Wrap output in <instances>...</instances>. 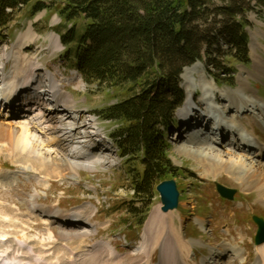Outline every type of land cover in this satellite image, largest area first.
Masks as SVG:
<instances>
[{
  "label": "rangeland",
  "instance_id": "rangeland-1",
  "mask_svg": "<svg viewBox=\"0 0 264 264\" xmlns=\"http://www.w3.org/2000/svg\"><path fill=\"white\" fill-rule=\"evenodd\" d=\"M37 1H42L47 6L33 13L31 7ZM212 1L216 5L227 3L226 0ZM252 3L254 4L253 10L248 13V19H250L251 22L249 25V28L252 30L251 36L255 38L254 40L252 38L253 43L251 41L250 45V57L252 62L249 65L239 64L229 55L228 45L223 40L220 41L218 46L213 47V51L210 52V54L217 59V62L221 63V66L232 69L230 73H233L231 75L229 74V76L234 77V85L230 87L225 85L226 83L218 87L215 85L209 74H206L207 72H205V69L209 73H213L217 70L212 68L208 63L209 58L205 53V55H202V62L194 63L197 65L201 63L203 64L202 66H204L201 72L202 77L200 78L201 86H198L197 90L198 96L196 98L199 100L196 104L203 106L201 103L204 93L203 85L207 84L208 87L217 93V101H219L220 106H222L221 104L226 102L225 90H234L233 92H235L239 88V78H246L247 76H249L247 79L251 88L258 97L262 96L264 100V70L258 67V63L264 64V9H260L255 6L254 2ZM59 5L60 3L54 2L53 0H31L28 6H22L16 10L13 15V20L10 23L0 28V68L2 67L0 77L2 78L3 73L5 76L13 71V54L18 50L17 40L19 37H25L27 31L31 29V31L38 36V38L34 40L37 46L42 45V47L49 48V50L43 51L37 59V57L33 55L37 50H35L34 47L36 44L31 45L29 49H25L28 43L31 42L27 40V44L23 48V54L27 55L28 58L25 59L23 63L28 65L29 57L35 56L37 62L38 60L39 62L34 69V73H39L40 70H49L54 73L57 78H55L56 81L58 80L57 82L61 83H59L60 89L63 92L67 91L66 93L71 95L72 99L75 101V105L80 111L78 115H81V117H76V119H62L60 113H53L52 116H46V119L51 123V127L47 128V131L41 132L43 131V125L39 127L35 125L34 129H30L33 131L38 130L37 132H40L41 138L45 141L54 137L55 140L51 142L50 146L53 145L56 147V151H52V155L60 158L62 153L69 154L72 160H76L81 164L83 163L84 166L68 168L63 171L64 175L62 176V174L56 175V173L53 172L56 169L62 171L61 165L53 164L51 167L53 171L49 173L50 176L48 177L46 174L44 177V171L41 175L36 170L29 167L30 162L26 164L25 162L27 161L22 160L25 155L29 160L34 159V153L26 151V154H23L24 152H20L19 154L16 149H10V151H8L0 148V171L6 175L2 176V173H0V217L6 216V218L8 217L11 220L6 221L7 223L2 220L0 221V233L5 232L7 236L5 245L0 248L4 250L9 243L10 247L14 246V239L24 234L29 244L35 247V249H42L41 251L45 252L46 259L47 261L49 260L47 263L49 264H71L72 259V264H99L93 261L96 254L95 252L100 251V247H97V244L100 242H107L112 248V256H116L115 262H112V264H125L127 258L139 255L137 253H139L138 251L144 238L143 231L145 232L147 228L152 212L158 207L160 210L159 195L155 187H153L152 193L147 201L142 202L140 201V197L137 198L133 195L132 186L134 177L131 175L133 173L131 172L129 176L127 175V167L122 163L121 158L115 151L116 148L112 145L109 136L110 132L117 126V123L105 120L99 115V112H101L105 106L115 103L121 98V95L117 93L114 94L113 91L108 92L105 88H99L96 84H88L82 78H73L75 76L74 68L69 67L65 63V59L58 56L65 46L59 38V43H54L50 35L54 34L51 33L54 30L63 33L65 21L61 24H55L53 28L49 26V24H53L54 17L60 18ZM219 18L220 16L217 17V19ZM209 19H211V17ZM54 20L56 21L57 19ZM71 22L75 23L76 27H81L83 25L81 18ZM69 24L71 25V23ZM254 44L258 45V47H255ZM204 51L206 52L207 49H204ZM254 52L259 54L262 58L259 55L254 56ZM30 73L31 71L24 75L28 76ZM219 75L224 77L223 73ZM41 82V85L45 84L44 81ZM180 84L186 94V91H188L190 87L189 83L186 84V81L180 77ZM227 104L228 103L223 105L222 108H224L226 112L232 113L234 110H231L229 107L228 109L226 107ZM27 108H29L28 104L24 106L23 112L20 111V113L17 114H9L7 112L5 114L2 112L3 110H0V120H4V116L8 117L10 118L11 124L18 128L20 122L31 119V115L38 112L33 108V113L31 112L32 114L27 116L29 112ZM190 108L191 106L188 109ZM229 110L231 111L229 112ZM248 112L249 113H246L244 116L238 117V119L234 117L231 118V115L226 114V119L233 120L232 123H235L236 129H238L239 126L243 131L245 130L248 133H252L251 136L257 137L253 135L257 134L262 138L264 143V135L261 134L264 128L262 127L264 122H262L261 118H259L261 122L256 120L255 113ZM196 114L200 116L199 111H194L193 117H195ZM88 119L95 122L97 121L98 126L106 135V139L102 141V143L106 144L108 146L107 148L99 144H94L92 147H89V144L83 141L85 139L84 133L89 130L88 124L85 125ZM259 123L262 124L260 125ZM99 127H97L98 134H100ZM220 130L221 132L226 130L224 133L226 134L225 138H227V144L232 142V138L234 141L239 138V129L237 134L235 133V138L233 135L228 134V126L221 127ZM207 132H210V130H207ZM181 136L182 134H171L169 137L166 136L167 142L171 145L167 151V155L174 165L179 167V171L174 174V176L170 175L165 179L173 178L183 194L179 207L174 211L169 210L168 212L173 214L174 228H177V230L181 232L183 238L186 237V239L184 238L185 241L193 243L191 244L192 248H190L188 257L187 251L184 250L180 252V254H174L175 258L177 261L179 259V263L181 264H203L202 258L205 255L208 258L212 257L215 261L218 259L216 256L213 257L210 254L209 249L211 247L213 249H218L220 244L231 243L229 244L231 247H240L239 249L242 253L250 254L245 264H254L258 255L260 257L264 256L262 252L264 251V244L258 245V247L253 244L252 236L256 231V225L250 221L249 217L252 212L264 216V202L258 199L256 190L245 189L239 184L237 179H232V176L235 177L233 173L229 175L222 170L208 172L210 168L208 167V169L206 167V163L203 165V162L197 157L198 155H196V153L187 152L179 154V148L186 145L189 147L193 146L195 147L194 149L211 146L215 147L217 150H224V143L221 145L212 143V141L217 139L216 135L213 134L208 138L205 137V141L198 138L197 140H199L198 142L200 143L197 144L192 142L189 137L182 139ZM239 142L235 141L232 145L239 144ZM250 144L254 145V148L256 147V143ZM37 145L39 147V142ZM254 150L258 151L257 149ZM105 153H108V155ZM87 156H89L92 161H95L94 167L88 168L86 166L88 164ZM89 157L88 159H90ZM260 159L261 164L264 165V150L263 153H261ZM200 166L205 168L207 176L202 177L200 175ZM42 177L45 179L43 183L41 179H39L40 182L38 180V178ZM215 182L234 188L236 190L234 199L236 200L225 203L226 201L217 195L218 193L214 186ZM33 194L36 195L35 198L40 207H38V210L29 211L26 200L31 198ZM209 199L214 201L211 205H207L206 203ZM205 204L207 206H205ZM132 206L134 209H138L139 212L147 211L148 213L145 222L135 227L126 225L131 219L129 217L131 212L128 209ZM50 207H54L55 212H49L48 209ZM43 208L45 210H42ZM56 213H64V216H58ZM72 213L78 214V216L74 215V217ZM160 213L164 212L160 210ZM58 217L60 219L79 218L87 222L89 226H86V229L89 231V234L72 236L74 232L84 231L86 229L82 227H67L66 230L70 235H68L66 239L54 238L49 232L61 227L58 222ZM205 217L211 218V221H208ZM81 225H83V227L85 226L83 223ZM180 225H183V234ZM62 227L66 228V226ZM227 227H230L232 230L230 236L224 232ZM194 228H197L199 231V236L196 235L197 232H195L194 235H190L193 233ZM157 231L158 229L156 226L151 232V237H154ZM223 233L226 235H223ZM164 235L165 236L161 238L163 242H169V237H173L171 233H165ZM196 240L199 241L200 244H196ZM226 247L228 248L223 252L218 249L216 253L212 251V254L223 255L226 250L230 249L229 246ZM198 250L201 252L198 253ZM93 251L95 252L93 253ZM162 251L161 245L157 244L154 247L151 246L148 261L139 259L136 264H169L168 262H161L163 259ZM235 251L238 252L239 250L233 249V251H228L221 256L218 261L223 264H241V259L239 258L240 251L238 252V258L235 257V261L230 263L226 262L229 259L228 255L232 252L235 255ZM196 252L198 255H196ZM55 257L59 259L57 260ZM100 257L104 258L101 255Z\"/></svg>",
  "mask_w": 264,
  "mask_h": 264
},
{
  "label": "trees",
  "instance_id": "trees-1",
  "mask_svg": "<svg viewBox=\"0 0 264 264\" xmlns=\"http://www.w3.org/2000/svg\"><path fill=\"white\" fill-rule=\"evenodd\" d=\"M30 1L0 0V28ZM53 1L60 3L64 20L83 21L61 35L68 62L88 84L121 95L99 114L117 123L110 137L133 173V195L147 201L154 184L179 171L167 156L163 129L173 123L183 99L182 69L206 53L217 70L210 73L215 82L233 85L232 69L210 52L223 40L232 59L248 64L247 13L252 2L264 6V0H226L222 5L212 0ZM46 6L37 1L31 11ZM129 210L134 222H143L145 211Z\"/></svg>",
  "mask_w": 264,
  "mask_h": 264
},
{
  "label": "bare ground",
  "instance_id": "bare-ground-1",
  "mask_svg": "<svg viewBox=\"0 0 264 264\" xmlns=\"http://www.w3.org/2000/svg\"><path fill=\"white\" fill-rule=\"evenodd\" d=\"M50 37L54 43L57 44L59 43L57 35L51 34ZM20 38L21 37H19V39L17 40L18 50L13 54L14 56L13 71L5 76L3 73V76L1 78L2 84H0L1 86L0 98L5 100L10 99V97L14 95L18 91V89L23 88L28 84H32V82H33L32 89H36V87L34 86L37 80L32 79V76L34 73L33 71L37 66L38 62L36 60V57L32 56L29 57L28 65L23 63V61H25V59L28 58L27 55L23 54V48L26 46L27 40L34 41L38 38V36L33 31H31V29H29L25 34V37H22L21 39ZM254 39L255 38H253V40ZM193 64L191 66L185 67L182 71L183 76L181 75V77L186 81V84L189 83L190 87L188 89H192V90H194L198 86H201L200 78L202 77L201 72L203 71V66H202L203 64L201 63L200 65L197 64L193 65ZM263 65L264 64L258 63V67L261 70H264ZM0 71H2V69ZM30 71L31 73L28 76L24 75ZM42 75L47 76L46 77L47 79L45 81L44 86L39 88V91H41L39 93L40 97L34 100L33 102H31L30 104H28L29 108H27L28 110L26 109L27 111L30 112L27 113V116L33 113V108H35V110H37L38 112L31 115V119L29 120L26 119L20 122L19 123L20 126L18 125L19 126L18 128L14 127V125L11 124V121L9 120L10 118L4 116V120H0V148H3L4 150H8V151H10V149L11 150L16 149L18 150L19 154L20 152H24L23 154H26L25 153L26 151L30 153H34L35 154L34 159L29 160V158H27L25 155L23 156L22 160L23 161L26 160L27 161L25 162L26 164L30 162L29 167H31L33 170H36L41 175L44 171L45 172L43 173L44 177L46 174H47L46 176L48 177L50 176L49 173H52L53 171V169L51 168L53 164L61 165L62 171L56 169L53 172H55L56 175L62 174L63 176L64 170H67L68 168L82 167L84 166L83 163L81 164L76 160H72L69 157V154H65V153H62V156L60 158L55 157L54 155H52L53 153L52 151H56V147H54L53 145L50 146L51 142H54L55 140L54 137H51L50 139L45 141L41 138L40 132H37L38 130L33 131L30 128L34 129L35 125H37L38 127L43 125L42 127L43 131L41 132L47 131L48 130L47 128L51 127V123L46 119V116H52L53 113H60L62 119L74 118L70 112H73V114L77 113V110L75 109L76 105L71 95H69L66 92H63L60 89V84L56 81L55 75L50 74L49 71H44ZM247 77L239 78L238 81L239 88L235 92H233L234 90H231L232 92L225 90L226 103L229 104L228 107L231 110H234V113L231 118L234 117L238 119L240 112L250 111L252 113H255L256 120L261 122L262 119L263 122L264 100L258 97L257 94L254 92V90L251 88ZM203 89H204V93L202 95L201 103L207 109L208 113L212 115L216 114V116L219 117L221 122L222 121L228 122L229 124L227 125L228 126L227 131L229 132L228 134L231 135V133L234 130L235 131L237 130L238 132L235 123L234 122L232 123L233 120L226 119L227 116L224 114L225 110L220 106L219 101H217L218 98L217 93L213 89L208 87L207 84L203 85ZM1 109L2 106L0 105V110ZM259 118L261 119L259 120ZM91 119H88L87 122V124L90 125L89 128H91L90 132H95L97 134L98 133V129L96 127L97 123L95 121H92L93 119L92 120ZM252 137H253L252 140L251 139L245 140L244 141L245 143L241 140V143L243 144V146H245L248 143L249 144L255 143L256 141L258 143V148H257L258 151L254 150L253 148L244 149L239 144L232 145V143H235V141H239V139L238 140L236 139L234 141V139L232 138L231 140L232 142L229 144H225L224 145L225 149L222 151L217 150L215 149V147H211V146L200 147V148L198 147V149H194L195 147L193 146L189 147L186 145V146H181L179 148V154L181 153L183 154L187 152L189 153L192 152L194 154L196 153V155H198L197 157L201 159V162H203V165H205L206 163L207 164L206 167L210 168L208 172L210 171L215 172L216 170L218 171L222 170L224 172H227L229 175L230 173H233L235 177L232 176V179H237L239 184L245 189L256 190L258 199L264 202V165L261 164L260 161L261 153H263L264 149L261 146V143H259L258 138L254 136ZM190 140L196 144L200 143L198 142L199 140L194 138L193 135L190 136ZM38 142H39V147L37 145ZM88 157L89 156H87L88 164L86 166L88 168H92L95 166V161H92L90 157H89L90 159H88ZM0 173H2V176H6L5 173H3L2 171H0ZM199 173L202 177L207 176V173L205 172V168H202L201 166L199 167ZM39 179L42 180V183L45 182V179H43V177L38 178V180ZM31 196H32L31 198L26 200L29 206L28 207L29 211H32L34 208L40 207L35 198L36 195L33 194ZM42 210L45 209L43 208ZM48 210L49 212H55L54 207H50ZM63 214L64 213H57V215L58 216L60 215L61 217L64 216ZM72 215L78 216V214L75 213L74 214L72 213ZM1 220L5 222L11 221L10 218L8 217L6 218V216L0 217V221ZM173 223H174L173 214H171L168 211L164 213H160L159 207L156 208L152 212L147 224V228L144 232V238L139 248L138 251L139 253H137L139 255L127 258L125 264H136L139 261V259L141 260L145 259L146 261H148L151 246L154 247L157 244L161 245L163 249L162 251L163 259L161 262H168L169 264L176 263L177 259L175 258L174 254L176 253L180 254V252L184 250L187 251V257H188V252L190 251V248L192 247L191 244L193 242L185 241L181 235V232L178 231L177 228H174ZM156 226L158 229L157 234L154 237H151V232L153 228ZM83 228L86 229L87 227L84 226ZM66 229L67 228L61 226L59 227V229L51 230L49 234L54 238L66 239V237L70 235L68 234V231ZM165 233H171L173 235V237L171 236H170L171 238L169 237L168 240L169 242H163V240L161 239L165 236L164 235ZM86 234H89V231L87 229L84 231H76L72 234V236L73 235L81 236ZM5 236H6L5 232L0 233V247H3L6 243L5 241H3V238ZM14 242H15L14 246L10 247L9 246L10 243H9V245H6L4 250L0 248L1 249L0 262H2L3 258H5L6 260H9L7 262L8 264H49L47 263L49 260L47 261L45 252L41 251L42 249L41 250L35 249V247L29 244L24 234L19 238H15ZM97 247H100L99 249L100 251L99 252L96 250H95L96 252L93 251V253L94 252L96 253L93 260L94 262L96 261V263L99 264H112V262H115L114 260L116 256H112L111 254L112 248L109 243L100 242L99 244H97ZM227 248L228 247L225 246L219 250L223 252ZM210 251L212 253L213 250L211 249ZM238 252L235 251L236 256H238ZM262 252L264 253V251ZM98 253L104 258H101ZM55 258L57 260L59 259L58 257ZM215 262H217V260H215ZM72 263H73V259L71 261V264ZM254 264H264V256L260 257L258 255Z\"/></svg>",
  "mask_w": 264,
  "mask_h": 264
},
{
  "label": "water",
  "instance_id": "water-1",
  "mask_svg": "<svg viewBox=\"0 0 264 264\" xmlns=\"http://www.w3.org/2000/svg\"><path fill=\"white\" fill-rule=\"evenodd\" d=\"M217 191L228 199H231L234 194V190L226 188L223 185L216 184ZM156 190L160 195V201L162 203L161 210L166 212L172 210L178 206L179 192L174 179L163 180L156 185ZM259 224V230L257 233L256 241L260 242L262 235H264V222L257 217L254 218ZM263 240V239H262Z\"/></svg>",
  "mask_w": 264,
  "mask_h": 264
}]
</instances>
